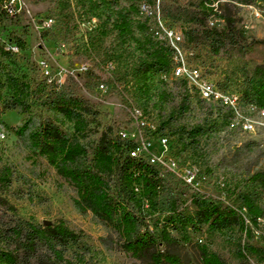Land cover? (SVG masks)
Here are the masks:
<instances>
[{"label":"rangeland","instance_id":"obj_1","mask_svg":"<svg viewBox=\"0 0 264 264\" xmlns=\"http://www.w3.org/2000/svg\"><path fill=\"white\" fill-rule=\"evenodd\" d=\"M199 1L20 0L15 5L21 13L0 14V62L28 82L32 91L27 114L17 109L0 116V219L63 221L85 234L93 264H150L105 248L101 239L116 237L115 233L92 214H80L73 203V187L45 159L31 156L15 134L29 117L55 119L73 134V124L54 109L59 94L83 98L98 111L89 138H98L111 126L135 142L141 156L163 160L157 168L179 196L180 212L192 214L197 195L238 209L239 193L251 194L264 209V190L254 180L264 172V94L250 98L248 86L256 78L255 69L264 64V3L213 1L214 11L232 15L245 36L243 46L215 54L205 44L187 46L185 33L193 25L184 15L174 16L176 20L170 17V6L181 12ZM49 19L53 23L48 25ZM123 20L131 24L129 34L118 30ZM208 24L225 28L215 15ZM169 31L183 38L179 47L188 68L198 70L220 92L239 98L235 114L217 101L202 100L175 75L177 60ZM18 40L24 42V49L6 55L1 46ZM151 41L166 44L174 63L169 71H155L145 78L144 68L153 62ZM232 121L237 123L235 128H230ZM247 121L253 124L251 132L242 128ZM186 173L194 176L191 184L181 177ZM250 228L249 234L238 227L222 232H211L206 226L200 231L189 229L184 235L174 234L180 244L175 252L185 264H201L203 249L218 254L226 264H264V220Z\"/></svg>","mask_w":264,"mask_h":264},{"label":"trees","instance_id":"obj_2","mask_svg":"<svg viewBox=\"0 0 264 264\" xmlns=\"http://www.w3.org/2000/svg\"><path fill=\"white\" fill-rule=\"evenodd\" d=\"M4 1L0 0V9ZM213 1L200 0L193 9L181 12L178 7L170 6V17L176 20L174 16L184 15L187 24L193 25L185 33L186 45L205 44L215 54L228 47L243 46L245 36L238 21L230 14L218 15L211 7ZM212 15L224 21L223 30L209 27L208 19ZM118 30L129 34L131 24L123 20ZM13 43L20 50L25 47L21 40ZM150 44L153 62L145 66V78L155 71H169L174 63L166 44L159 41ZM1 48L5 50L3 45ZM255 77L248 83L252 92L249 95L260 99L264 94V64L255 69ZM183 83L188 85L185 80ZM31 97L30 84L0 62V116L17 109L27 114ZM54 105L55 111L73 124V134L65 132L55 119L39 121L32 117L24 120L15 134L31 156L45 159L73 187L76 193L73 203L80 214H92L115 233L116 237L109 235L101 239L105 248L119 249L150 264H185L175 252L180 244L174 234L184 235L189 229L200 231L203 226L211 232L238 227L249 234L250 225L258 227L259 220H264V209L258 206L254 196L245 193L237 195L241 202L238 209L222 207L210 198L197 195L193 199L195 211L180 212L179 196L157 165L138 153L135 142L123 138L111 126L98 138H89L90 123L98 111L87 100L59 94ZM254 180L264 190V172L256 174ZM50 223L16 217L0 219V264H93L83 232L63 221ZM200 262L226 264L222 257L206 249L200 253Z\"/></svg>","mask_w":264,"mask_h":264},{"label":"built area","instance_id":"obj_3","mask_svg":"<svg viewBox=\"0 0 264 264\" xmlns=\"http://www.w3.org/2000/svg\"><path fill=\"white\" fill-rule=\"evenodd\" d=\"M20 2V0H10L4 1V4L1 6L0 14L2 12H8L11 14L21 13V8H17L15 3ZM256 15L260 17V13L257 12ZM53 20L49 19L47 24H52ZM167 36L171 42V46L176 54V66L174 68V73L177 77L185 80L190 86H192L199 94L202 100L204 101H217L221 104L222 107L228 109L232 114H235L237 111L236 105L239 101L237 96L228 95L223 92H220L212 83L206 82L202 79L200 72L196 69H190L187 67L186 62L183 59L179 44L183 42V38L174 31L167 32ZM4 48L7 52H11L13 54H17L20 52L19 46H17L13 42L4 43ZM45 76L50 78L51 74L48 70L45 71ZM101 89H104V85H101ZM264 116V111L261 113ZM236 122L232 121L230 124V128L236 127ZM242 128L244 131L251 132L253 128V124L249 121L244 122L242 124ZM163 143H166V140H162ZM150 163L152 165H158L163 163V160H158L156 158H150ZM175 166V164H173ZM172 168V167H171ZM173 171L177 172L175 168H172ZM181 177L189 184L193 182L194 176L191 173H186L181 175Z\"/></svg>","mask_w":264,"mask_h":264},{"label":"water","instance_id":"obj_4","mask_svg":"<svg viewBox=\"0 0 264 264\" xmlns=\"http://www.w3.org/2000/svg\"><path fill=\"white\" fill-rule=\"evenodd\" d=\"M51 223L50 222H45V225H50Z\"/></svg>","mask_w":264,"mask_h":264}]
</instances>
